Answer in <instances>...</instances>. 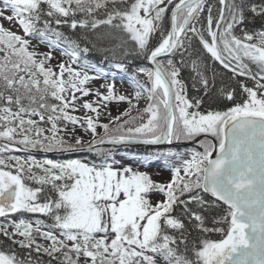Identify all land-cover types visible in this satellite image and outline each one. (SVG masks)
I'll use <instances>...</instances> for the list:
<instances>
[{"label":"snow or ice","instance_id":"1","mask_svg":"<svg viewBox=\"0 0 264 264\" xmlns=\"http://www.w3.org/2000/svg\"><path fill=\"white\" fill-rule=\"evenodd\" d=\"M218 2L216 17L207 5L201 24L206 0H179L165 31V0H0V138L7 141L0 153L19 144L45 153L96 151L104 159L97 165L12 156L10 165L0 157V217L33 213L50 221L21 218L9 221L12 232L0 227L12 245L28 250L22 256L0 242V264H39L31 259L33 250L56 264H264V0ZM3 20L18 25L24 35L6 28ZM257 20L259 29L248 27ZM64 26L74 34L62 31ZM157 33L159 42L150 46ZM103 43L109 47H98ZM41 44L49 50L39 51ZM89 44L152 64L131 74L136 103L117 94L113 81L102 85L106 94L95 91L97 101L81 105L95 116L72 114L78 111L76 93L88 96L93 92L86 87L89 81L107 78L103 68L81 61ZM54 50L72 64L80 62L79 68L63 60L53 66ZM177 54L179 60L165 64L161 59ZM205 56L233 77L252 81V86L237 82L245 99L234 102L235 88L222 78L217 84ZM116 67L125 69L124 64ZM185 67L193 90L203 95L189 98L181 78ZM141 74L147 83L138 79ZM142 97L147 105L132 116ZM205 97L234 103L224 111L201 112ZM111 101H127L130 107L98 124L100 106ZM137 120L138 125L132 123ZM60 121L66 122L64 128ZM41 123L50 124L49 134ZM67 124L73 126L71 133ZM76 126L93 138L85 142L75 134ZM201 134H211L218 144L201 140L204 151H193L180 167H172L167 183L131 165L114 167L110 154L98 147L126 141L171 144ZM154 193L164 198L153 203ZM215 233L221 238H208ZM37 236L48 245L38 243Z\"/></svg>","mask_w":264,"mask_h":264},{"label":"rangeland","instance_id":"2","mask_svg":"<svg viewBox=\"0 0 264 264\" xmlns=\"http://www.w3.org/2000/svg\"><path fill=\"white\" fill-rule=\"evenodd\" d=\"M168 2H169V0H165V4H167ZM164 5H162V6H164ZM0 6H2V5H0ZM2 23L4 24V26L6 28H10L13 31H17L19 34L24 35L22 30L20 29V27L18 25L10 24L7 20H3ZM32 43L35 44L36 41L33 40ZM48 50L49 49H48L47 45H44V44L40 45L39 51L45 52ZM53 54L55 56V59H53L51 61L53 66L56 65L60 60H63L65 63L70 64L74 68H79V66H80V62H78L76 64H72L70 58L67 56H63L59 50H54ZM0 55H2V53H0ZM84 60H87V59H84ZM167 60H163L165 62V64H166ZM81 61H83V60H81ZM88 61H90V60H88ZM89 75L95 76L96 73L90 71ZM65 78H67V74H66ZM113 81L115 83V89H116L117 94L128 96L129 98L132 99L133 103H136L134 96H135V92L137 91V89H136L135 85L131 82V80H129L126 77H123L119 74H116V73L112 74V75L107 73L106 79L102 77L99 79L91 80L86 85V87L93 90L92 94H90L88 96H81L80 93H76V95L78 97H80L75 102L76 106L78 108V111L72 112V114L81 117V119H83V117L85 115L95 116L94 113H92L89 110L84 109L83 107H81V105L85 101H92V102L97 101L98 97L95 95V91L98 89L100 92L106 94V89L104 87H102V85H104L106 83H112ZM147 103H148L147 99L145 97H142L141 100L139 101L138 107L132 109L131 115L132 116H139L141 114V110L147 105ZM129 107H130V105L127 101L107 102L106 107L102 104L100 106V109H99L100 115L98 118V124L109 123L110 121L113 120L114 117L120 115L123 111L129 109ZM70 111H71V109H70ZM32 118L38 119L37 117H32ZM123 119H127V117H122V120ZM146 119H147V117H146V115H144V120L146 121ZM140 122H141L140 120H137V121H134L132 123L135 125H138ZM113 123H114V121H113ZM65 124H66V122H64V121L59 122V126L61 128H64ZM40 127L45 128L46 134H49L50 124L48 126L40 125ZM67 127L69 129V133H71V129L73 128V126L71 124H67ZM85 128H86V125H85ZM97 132L102 135L103 129L101 127H98ZM60 134L65 135L66 139H71V135H69V134H65L63 132H61ZM75 134L77 136L83 137L85 142H88L93 138L90 131H85L84 128H81L79 126L75 127ZM209 135L211 136V134H209ZM213 138H215V137H213ZM208 140H210V139H208ZM215 140L218 142L217 138H215ZM180 141H182V140H180ZM193 151H199V150H196L193 148H182L180 150L169 149V150L163 151L161 153H178V155L170 156L168 158H165L164 156H160L159 158L149 157L146 161L143 157L136 156L130 152L116 151L114 153L113 152L110 153L109 158H108V162L111 163L114 160L116 162L114 164V167H120L121 165H125V166L131 165L134 170L147 172L154 181H156L158 183H167L168 181L171 180V177L173 175L171 168L172 167H180L184 160L191 158V154ZM199 152H203V150H201ZM12 156H19V157H22L24 159H29L30 157H32L30 155L17 153V152L11 151V150L0 153V157L4 158L6 163H8L10 165L15 163V161L10 159V157H12ZM34 157L37 160L52 159V160L60 161L58 158L48 157V156H34ZM72 159H80L84 163L92 164V162L90 160L85 159V158H72ZM138 161H143V162L138 163ZM11 170L14 171V169H11ZM181 174L183 175V173H181ZM163 198L164 197L159 193H154L151 197L153 203H155L157 200H162ZM21 218L26 219L28 221H35L36 219H43L42 217H40L36 214H32V213H12L7 218L0 217V227L7 228V230L9 232H12L13 228L10 226L9 221H18ZM45 223H49V222H47L45 220ZM44 230H47V229H44ZM208 238H210V237L208 236ZM16 239H22V237L17 236ZM210 239H214V238H210ZM36 240L38 243L43 244L45 246H47L49 243L47 240L43 239L40 236H37Z\"/></svg>","mask_w":264,"mask_h":264},{"label":"trees","instance_id":"3","mask_svg":"<svg viewBox=\"0 0 264 264\" xmlns=\"http://www.w3.org/2000/svg\"><path fill=\"white\" fill-rule=\"evenodd\" d=\"M178 2H179V0H171V2H168L167 4H165L163 6V7L167 8V12L165 13V16L163 19V28L165 29V31L170 30L171 10L173 9L174 4L178 3ZM207 5L213 6L212 7V14H213L214 18L216 17L218 9L220 7L218 0H206L205 11L203 13H201V15H200L201 24L205 23L206 17L208 15ZM260 25H261V22L259 20H257L254 24H249L248 27L259 29ZM200 26L201 25H197V27H200ZM62 31H64L68 35L74 34V33H72V31L67 26H64L62 28ZM101 31H103V29H101ZM78 33H79V30H77V34ZM236 34L240 35L239 30H237ZM159 40H160V33H157L154 35L153 39L151 40L150 46H155L159 42ZM112 43L114 44L115 41H113ZM81 44H82V46H84L83 41H81ZM193 45H194V47H196L199 50L198 41H196L195 39H193ZM88 47L90 48V51L86 54L82 53L81 54V60H84V59L90 60L93 63H95L97 66L103 68L104 71H108L110 73L115 72V70H116L115 66L117 63H120V62L125 65V69H120L119 74L123 75L125 77H128V78L131 77V74L138 67H141V66L150 67L149 61L144 60L142 58L136 59L133 56H128L125 58V57H122L119 53H117L116 55H113L111 52L98 51L97 49L93 48L91 44H89ZM98 47L106 48V47H109V45L107 43H103V44H98ZM171 59H173L174 61L179 60L180 59L179 54H177L176 56H171ZM204 59H207V57L205 56ZM207 63L209 65V75H211V72L213 69L217 73V84H219L220 79L222 78L225 82L230 83L235 88V101L234 102H240L242 99H244V97H242L244 94H242L241 89L239 87H237V82L243 81L244 83H247L249 86H252V81L244 79L243 77H233L229 70L223 69V67L221 65H219L218 63H214L210 59H207ZM230 77H231V79H230ZM181 78L188 85L187 91H188L189 98L203 95L201 92H197V91L193 90L192 80L189 79V68L185 67L182 69ZM138 79L141 82L147 83L146 78L142 74L138 77ZM49 102L55 103L56 101L50 100ZM234 102L228 101V100H223V99L218 102L214 98L205 97V103L201 106L200 111L201 112H206L209 110H211V111H224L228 107L233 106ZM40 125L48 126L49 123H41ZM0 146H2V145H0ZM197 147L200 150L204 151V147L200 144V142L198 143ZM128 150H134L138 154H142V153L147 154V152H149L150 149L144 148V149H128ZM101 151L103 153L110 154L111 152H115L117 150L116 149H101ZM151 153H153V152H151ZM79 156H81L83 158L85 157V158L89 159L90 161H92L94 163H98V164L104 162L103 157L98 155L96 153V151L86 152V153L80 154ZM71 157H76V155H74V156H59V158L61 160H65V159H68ZM33 186H35V185H33ZM40 216L42 218H44L47 222H50L42 214H40ZM209 237L214 238V239H220L221 238L220 234H218V233L210 234ZM0 242H3V244L6 247L14 248L15 251L20 253L22 256H27V254H28L27 249H20L18 245H12L11 241L8 240V238L4 237L2 233H0ZM31 259L34 261H39V264H49V261H51V264H56V261L53 258H50L47 254L42 253V252L36 253L34 250L32 251Z\"/></svg>","mask_w":264,"mask_h":264},{"label":"water","instance_id":"4","mask_svg":"<svg viewBox=\"0 0 264 264\" xmlns=\"http://www.w3.org/2000/svg\"><path fill=\"white\" fill-rule=\"evenodd\" d=\"M168 56H163L161 59H164ZM208 137L213 140L214 143L217 144V141L213 139L212 137L208 135H201L191 141H186V142H172L171 144L167 143L166 141H161L158 144H144L141 141H126V142H121V143H111V142H105L102 145H99V148H121V147H166V146H171V145H176V146H188L195 144L197 141H199L202 138ZM0 144L5 145L7 144V141H5L3 138H0ZM17 152H23V153H33L36 155H49V156H57L61 154H74V153H80V152H68V153H58V152H42L39 150H30V149H23L21 145L16 144L15 147L13 148ZM85 152V151H82ZM219 154L218 150L213 153V157L215 158Z\"/></svg>","mask_w":264,"mask_h":264}]
</instances>
